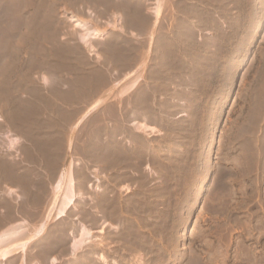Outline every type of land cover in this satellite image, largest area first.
<instances>
[{
  "label": "rangeland",
  "instance_id": "obj_1",
  "mask_svg": "<svg viewBox=\"0 0 264 264\" xmlns=\"http://www.w3.org/2000/svg\"><path fill=\"white\" fill-rule=\"evenodd\" d=\"M72 17L103 32L94 54ZM4 136L0 217L46 224L27 247L59 242L55 264H264V0H0ZM69 167L77 198L53 220Z\"/></svg>",
  "mask_w": 264,
  "mask_h": 264
},
{
  "label": "bare ground",
  "instance_id": "obj_2",
  "mask_svg": "<svg viewBox=\"0 0 264 264\" xmlns=\"http://www.w3.org/2000/svg\"><path fill=\"white\" fill-rule=\"evenodd\" d=\"M179 4V3H178ZM179 7H180V5H179ZM183 6L181 5V8H182ZM184 8V7H183ZM179 9V8H178ZM151 11H152V13L154 14V17H155V20H154V22L157 20V17L159 16V13H160V7H159V5H156V6H154V7H152L151 9H150ZM181 11V10H180ZM183 11V10H182ZM179 12V11H178ZM179 15H180V13H179ZM181 18H182V16H180ZM180 20V19H179ZM71 21H72V23H73V27H74V29L75 30H78V33H77V37H78V40H79V42L90 52V53H95V47H94V45H93V43H94V41L96 40V39H100L101 38V36L103 35V32H100V31H98L97 30V26H96V24H94L93 22H90V20H85V21H83V20H80V19H76V18H71ZM181 21V20H180ZM153 22V23H154ZM182 22V21H181ZM181 22H178V37H181ZM113 26V25H112ZM187 31H189V29L187 30ZM183 35V34H182ZM183 37V36H182ZM182 39V38H181ZM137 82H138V80H134V82L130 85V87H129V90H132L135 86H136V84H137ZM132 125H134L136 128L135 129H137L138 130V132H142V133H145L146 135H150L152 132H155V129L154 128H152V127H150V126H148V125H146V124H144V123H132ZM141 133V134H142ZM145 135V136H146ZM5 137V136H4ZM18 142H17V139H9L7 136L5 137V139L3 140V141H0V144L1 145H3L4 147H5V149L7 150V151H16V149H17V144ZM142 148H143V145H142ZM144 148H145V146H144ZM145 153H147V151H145ZM114 155V154H113ZM143 155V154H142ZM144 156V155H143ZM146 156H144V158H145ZM142 160H143V158H142ZM258 160V159H257ZM142 162V161H141ZM12 178V177H11ZM76 182H75V179H74V177H73V174H72V172H71V170H70V167L67 169V171H66V173L65 174H62V175H60L59 177H58V179H57V181L54 183V185H53V192H54V194H56L57 195V193L59 194V199H58V202H57V206H56V208H55V211L53 212L54 213V219L53 220H58V219H61V218H63V217H66V213H67V211H68V209H70L72 206H73V204H74V201H75V199L77 198L76 197V192H75V190H76ZM126 187V186H125ZM124 190H126V192H127V194H128V188L126 187V188H124ZM99 191H101V190H99ZM107 191H109V190H107ZM132 191V190H131ZM138 191V190H137ZM136 191V192H137ZM144 191V190H143ZM154 191V190H153ZM106 192V191H105ZM135 192V193H136ZM155 192V191H154ZM153 192V195H154V197L156 198V200H157V196L159 195V193H158V195L157 194H155ZM108 193H110V192H108ZM135 193H134V195H135ZM156 193H157V191H156ZM7 194L8 195H10L11 197H14V194L13 193H10V191H7ZM80 194V193H79ZM102 194V193H101ZM107 194V193H106ZM131 194V193H130ZM144 194V193H143ZM100 195V194H99ZM108 195V194H107ZM112 195V194H111ZM120 195V194H119ZM145 195V194H144ZM144 195H142L141 194V191H138V207H139V209H140V211L142 212V210H143V208H142V203L144 202ZM149 195V194H148ZM147 195V196H148ZM6 196V195H5ZM16 196H18V197H16L14 200H18V199H20L21 197L19 196V195H17L16 194ZM21 196H22V194H21ZM24 196V195H23ZM102 196H103V194H102ZM122 196V195H121ZM125 195H123V197H124ZM133 196V195H132ZM146 196V195H145ZM161 196V195H160ZM10 197V198H11ZM105 197H107L106 195H105ZM113 197H114V195H113ZM117 197V196H116ZM134 197V196H133ZM152 197V196H151ZM7 198H9V197H7ZM23 198V197H22ZM97 198H98V195H97ZM155 198H153L154 199V201H155ZM12 199V198H11ZM24 199V198H23ZM54 199H56L55 198V196H54ZM104 199V198H103ZM121 199V198H120ZM125 199V198H124ZM135 199V198H134ZM134 199H133V202H134ZM137 199V198H136ZM135 199V200H136ZM37 200V199H36ZM97 200V199H96ZM100 200V199H99ZM111 200V199H110ZM130 200V199H129ZM145 200H146V198H145ZM160 200V199H159ZM19 201V200H18ZM54 201V200H53ZM117 201V200H116ZM122 201H124V200H122ZM121 201V202H122ZM21 202V201H20ZM55 202V201H54ZM100 202H103V200H101ZM155 202H157V201H155ZM52 203V202H51ZM104 203H105V201H104ZM108 202H106V204H107ZM114 203V202H113ZM135 203H137V202H135ZM145 203H147V201L145 202ZM149 203V202H148ZM159 203V202H158ZM119 204V203H118ZM130 204V203H129ZM132 204V203H131ZM156 204V203H155ZM96 205V204H95ZM101 206H99L100 207V209H99V211H98V214H100L99 216H101L100 217V219H101V223L103 224V225H105V226H107L106 224L107 223H105V219L106 218H109L110 216H112L111 215V212H110V216H109V212H108V208L106 207H104L103 206V208H102V205H105V204H100ZM109 205V204H108ZM111 205V204H110ZM109 205V206H110ZM113 206V205H112ZM124 206V205H123ZM122 206V207H123ZM150 206V205H149ZM158 206V205H157ZM99 207H97V208H99ZM121 207V206H120ZM135 207V206H134ZM144 207V206H143ZM151 207V206H150ZM112 208H114V207H112ZM111 208V209H112ZM118 208V207H117ZM125 208V207H124ZM123 208V209H124ZM154 208V207H153ZM156 208V207H155ZM50 210L49 211H47L48 213H46V219L48 220V218L51 216V207L49 208ZM123 209H121L122 211H123ZM130 209V208H129ZM133 209H135V208H133ZM11 210H13V209H11ZM54 210V209H53ZM95 210H96V208H95ZM138 210V209H137ZM150 210V209H149ZM8 212H11V211H9V210H7ZM7 211H3L4 213H6ZM17 211H19V210H17ZM114 211V210H113ZM112 211V212H113ZM127 211V210H126ZM139 211V210H138ZM124 212V211H123ZM130 212V211H129ZM132 212V211H131ZM140 212V213H141ZM153 212V211H152ZM158 211H156L155 213H157ZM18 213V212H17ZM113 213H115V212H113ZM112 213V214H113ZM135 213V212H134ZM151 213V212H150ZM169 213V212H168ZM14 214V215H13ZM118 213H116V215H117ZM6 215H7V213H6ZM8 217H10L12 220H14L13 219V217H12V215L13 216H15V213H14V211L11 213V214H9L8 213ZM121 215H122V213H121ZM150 215V214H149ZM165 215H167L166 213H165ZM3 216V215H2ZM98 216V215H97ZM98 216V217H99ZM161 216V215H160ZM1 218L2 217H0V220H1ZM5 218H7V217H4V218H2V219H4V220H6ZM15 218V217H14ZM53 218V217H52ZM124 218V217H123ZM130 218V217H129ZM16 219V218H15ZM44 219V218H43ZM109 219H111V217L109 218ZM118 219V218H117ZM125 219H126V217H125ZM133 219V218H132ZM159 219V218H158ZM4 220L3 221H0L1 223L3 222V224H4ZM9 220V219H8ZM45 220V219H44ZM43 220V221H44ZM50 220V219H49ZM115 220V219H114ZM121 220V217H120V219H119V221ZM127 220H128V217H127ZM131 220V219H130ZM129 220V221H130ZM140 220V219H139ZM108 221V220H107ZM138 221V220H137ZM125 222V221H124ZM123 222V223H124ZM120 223V222H119ZM122 223V222H121ZM140 223V222H139ZM7 224H8V222H7ZM21 224H23V223H21ZM102 224H100V225H102ZM118 224V223H117ZM6 225V224H5ZM14 226H12V224H11V226H9V228H6L5 230L3 229L1 232H0V246H2L3 245V247H6L5 245H7L8 244V241L10 240H12V238L14 239V237L16 238L17 237V240L18 239H23V238H26V235H25V230H26V226H24L23 227V229H21V226L22 225H19V226H16L15 225V223L13 224ZM46 225V224H45ZM45 225H44V223H42V224H40L37 228H32L31 230L33 231V233L32 234H30L31 236H32V238H31V240L29 241V239H28V242H21V243H19V244H13V242H9L11 245H9L8 244V246L6 247V248H0V259L1 260H5L6 258H8L9 256H11L12 254H14L15 252H20V253H23V252H25V250H27V244H30L32 241L33 242H35L36 240H38L39 241V239H41L44 235H45V233H44V227H45ZM109 225V224H108ZM4 226V225H3ZM121 226V225H120ZM139 226V225H138ZM29 227V226H28ZM33 227V226H32ZM60 227V226H59ZM111 227V226H110ZM119 227V226H118ZM118 227H116L117 229H118ZM123 227H124V224H123ZM122 227V228H123ZM0 228H1V224H0ZM64 228V227H63ZM74 228V227H73ZM101 228H103V227H101ZM114 227L112 226V229H113ZM119 228H121V227H119ZM139 228H141V226L139 227ZM30 229V228H29ZM46 229V228H45ZM57 229V228H56ZM55 229V230H56ZM58 229H60V228H58ZM62 229V228H61ZM175 229V228H174ZM102 230V229H101ZM100 230V231H101ZM120 230V229H119ZM27 231V230H26ZM57 231V230H56ZM60 231V230H59ZM62 231H64V230H62ZM62 231L61 232H59V233H62ZM74 231V230H73ZM116 231V230H115ZM140 230H138V232H139ZM170 231H172V229L170 230ZM28 232V231H27ZM47 232H48V230H47ZM102 232V231H101ZM117 232V231H116ZM175 232V231H174ZM30 233V232H29ZM58 233V232H57ZM138 234V233H137ZM171 234V233H170ZM174 234V233H173ZM173 234H172V236H173ZM56 235V234H55ZM54 235V237H56ZM59 235V234H58ZM52 236V235H51ZM50 236V237H51ZM53 237V238H54ZM106 237V236H105ZM139 237V236H138ZM101 238V237H100ZM140 239V238H139ZM170 239V238H169ZM171 239H172V237H171ZM51 240H52V238H51ZM58 240V239H57ZM100 240V239H99ZM102 240V239H101ZM143 240V239H142ZM145 240V239H144ZM149 240H151V239H149ZM48 241V240H47ZM90 241H92V240H90V235H89V233H88V231H86L84 228H81L80 229V232H79V234H78V236L77 237H75L74 239H73V241H72V243H70L71 245H70V253L73 255V254H76V253H78V252H80V251H82L83 250V248L84 247H89L88 246V244L90 243L91 244V242ZM97 241H98V239H97ZM148 241V239L146 240V242ZM15 242V241H14ZM51 242V241H50ZM64 242V241H63ZM101 242V241H100ZM135 242V241H134ZM145 242V241H144ZM158 242V241H157ZM156 242V243H157ZM45 243H47V242H45ZM55 243V242H54ZM59 243V242H58ZM58 243H55V244H51L50 243V245H49V243H47V244H45L44 245V248L45 249H40V248H37V245L36 246H34V248L35 249H38V251L40 252V251H43V252H40L42 255H44V257H48V255H50L53 251H55V250H57V249H59L58 247L59 246H57L58 245ZM92 243H95V242H92ZM103 243V242H102ZM102 243H101V245H102ZM151 242H149L148 244H150ZM153 243V242H152ZM156 243H154V244H156ZM60 244V243H59ZM139 244V243H138ZM138 244H136V245H138ZM63 245V244H62ZM92 245V244H91ZM96 245V244H95ZM98 245V244H97ZM99 245H100V243H99ZM104 245V244H103ZM102 245V246H103ZM133 246H135V245H133ZM144 246V245H143ZM27 247V248H26ZM94 247V246H93ZM132 248V247H131ZM139 248V247H138ZM55 249V250H54ZM63 249V248H62ZM89 249V248H88ZM97 249V248H96ZM99 249V248H98ZM132 249H134V247L132 248ZM132 249H130V251L132 250ZM91 250H92V248H91ZM107 250V249H106ZM139 250V249H138ZM149 250H150V248H149ZM160 250H161V248H160ZM164 249H162V251H163ZM96 251V250H95ZM59 252H61V250L59 251ZM92 252V251H91ZM103 253L105 252V251H102ZM107 252V251H106ZM98 253V252H97ZM62 254V253H61ZM104 254H106V253H104ZM69 255V254H68ZM103 255V254H102ZM102 255H98V258H99V260H100V263L101 264H108V260L106 259V258H108V257H105V256H102ZM57 259V258H56ZM55 258H51L50 259V264H55V263H57V260H56ZM81 259H83V258H81ZM140 259V258H139ZM21 262L22 263H24L23 262V259L21 258ZM20 262V263H21ZM198 263V262H197ZM75 264V263H74ZM82 264V263H81ZM193 264V263H192ZM194 264H196V263H194Z\"/></svg>",
  "mask_w": 264,
  "mask_h": 264
},
{
  "label": "flooded vegetation",
  "instance_id": "obj_3",
  "mask_svg": "<svg viewBox=\"0 0 264 264\" xmlns=\"http://www.w3.org/2000/svg\"><path fill=\"white\" fill-rule=\"evenodd\" d=\"M21 223H23V224H21ZM14 224V223H13ZM12 224V226H14ZM79 224H81V223H79ZM16 226H19V225H22V226H26V227H28L29 226V228H33L32 226L33 225H31V224H29V223H26V222H20V223H18V224H15ZM39 225V224H38ZM37 225V226H38ZM6 226V228H9V226H11V225H5ZM6 228H4V230L6 229ZM26 230L28 231L29 229L28 228H26ZM25 230V233L27 232ZM2 230H0V232H1ZM79 232H80V230L78 229V234H79ZM77 234V235H78ZM19 240V239H18ZM17 240V237L15 238L14 237V239L12 238V240L10 241H8V244L9 245H11L9 242H13V244L14 243H18L19 241ZM15 241V242H14ZM8 244L7 245H5L6 247L8 246ZM6 247H3V245L2 246H0V248L2 249V248H6ZM40 249H45L44 247H40ZM68 249L70 250V245L68 246ZM20 253V252H19ZM69 253H70V251H69ZM78 253H80V252H78ZM15 254H17V252H15L14 254H12L11 256H9L8 258H6L5 260H1L0 259V261H3V262H5V261H7L8 259H10V258H12ZM71 254V253H70ZM22 259H23V264H49L50 263V257H47V260H46V257H44V255H40L39 254V251H38V249H35V248H33V249H31V250H29V248H27V250H25V252H23V254H22V257H21ZM16 259H11V260H9L8 262V264H11L12 262H14ZM20 262H21V259L19 260V264H20ZM58 263V262H57ZM1 264V263H0Z\"/></svg>",
  "mask_w": 264,
  "mask_h": 264
},
{
  "label": "crops",
  "instance_id": "obj_4",
  "mask_svg": "<svg viewBox=\"0 0 264 264\" xmlns=\"http://www.w3.org/2000/svg\"><path fill=\"white\" fill-rule=\"evenodd\" d=\"M8 216H9V215H6V216H5V217H7V218H5L6 220H4V219L1 218L0 221H3V220H4V222H6V223H4V224H3V222H2V223L0 222L1 226H2V225L5 226V224H6V225H11V224H13V223H12V219H11L10 217H8ZM8 219H9V220H8ZM7 222H8V224H7Z\"/></svg>",
  "mask_w": 264,
  "mask_h": 264
}]
</instances>
